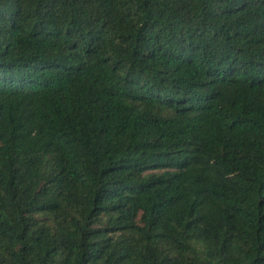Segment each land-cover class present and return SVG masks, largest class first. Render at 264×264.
<instances>
[{
    "label": "trees",
    "instance_id": "trees-1",
    "mask_svg": "<svg viewBox=\"0 0 264 264\" xmlns=\"http://www.w3.org/2000/svg\"><path fill=\"white\" fill-rule=\"evenodd\" d=\"M0 264H264V0H0Z\"/></svg>",
    "mask_w": 264,
    "mask_h": 264
}]
</instances>
